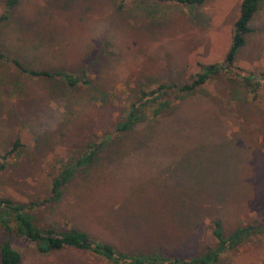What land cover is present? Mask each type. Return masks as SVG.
<instances>
[{
	"label": "rangeland",
	"instance_id": "obj_1",
	"mask_svg": "<svg viewBox=\"0 0 264 264\" xmlns=\"http://www.w3.org/2000/svg\"><path fill=\"white\" fill-rule=\"evenodd\" d=\"M240 1L190 8L173 0H19L6 10L0 0V154L19 142L0 159V196L40 202L61 165L95 143L94 162L57 203L28 209L36 226L76 228L124 252L187 258L213 243V220L224 234L264 223V83L251 99L218 74L177 95L169 113L111 132L140 88L182 85L223 60ZM249 28L235 64L256 73L264 71V0ZM10 59L29 70L83 72L86 84L31 77ZM186 216L189 224L180 221ZM11 245L18 264H106L73 249L41 255L17 239ZM221 264H264V237L245 240Z\"/></svg>",
	"mask_w": 264,
	"mask_h": 264
},
{
	"label": "trees",
	"instance_id": "obj_2",
	"mask_svg": "<svg viewBox=\"0 0 264 264\" xmlns=\"http://www.w3.org/2000/svg\"><path fill=\"white\" fill-rule=\"evenodd\" d=\"M18 1L5 0L4 8L8 10L15 6ZM173 1L193 8L202 6L207 0ZM261 1H240L236 19L231 27L229 47L221 62L200 66L199 71L188 82L182 85L158 84L153 89L140 88L136 92L134 99L128 104L124 114L113 125L112 134L121 135L130 132L136 126L144 124L143 122L146 121L148 116L155 117L159 113H167L173 108L172 100L176 99L177 95H190L194 93L211 77L218 74H225L242 84L245 92L251 95V99H254L261 84L264 83V71L256 73L244 71L235 64V56L244 46L245 36L250 32L249 22L257 12ZM0 59L5 60L6 58L0 55ZM8 61L18 71L31 77H58L67 87L86 84L83 72L69 75L61 72L35 71L23 68L15 60L10 59ZM147 143V146L151 144L150 142ZM18 147L19 142L15 140L8 152L0 154V159L5 160ZM99 148V144L88 143L81 149V152L71 157L66 164L61 165L58 174L50 181L48 195L40 202L23 204L0 196V264L19 263L20 255L11 245L13 239L33 245L35 251L41 255L62 249H73L98 257L106 264H221V256L235 251L245 240L254 237H264V223L262 222L237 226L228 234H224L220 222L213 220L210 222V235L213 243L205 246L201 254L197 256L182 258L168 256L157 250L145 253L124 252L116 249L109 243L94 240L87 233L76 228L55 230L36 226L32 221L28 209L30 207H39L43 204L57 203L61 198L63 187L74 177L77 171L88 167L94 162ZM4 168L5 166L0 165V170ZM180 221L184 222V224H189V216H186L185 221L184 218ZM157 229L160 228L157 227Z\"/></svg>",
	"mask_w": 264,
	"mask_h": 264
}]
</instances>
